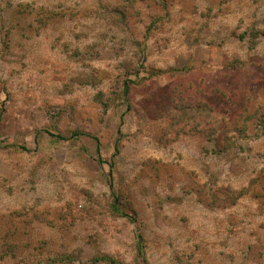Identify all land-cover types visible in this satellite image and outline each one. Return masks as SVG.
<instances>
[{"label":"rangeland","instance_id":"374dc122","mask_svg":"<svg viewBox=\"0 0 264 264\" xmlns=\"http://www.w3.org/2000/svg\"><path fill=\"white\" fill-rule=\"evenodd\" d=\"M255 177L264 0H0V264H264Z\"/></svg>","mask_w":264,"mask_h":264},{"label":"trees","instance_id":"16d2710c","mask_svg":"<svg viewBox=\"0 0 264 264\" xmlns=\"http://www.w3.org/2000/svg\"><path fill=\"white\" fill-rule=\"evenodd\" d=\"M60 139V138H59ZM60 140H63V139H60ZM228 140V139H227ZM257 179L258 178H251V180H250V183H249V186H246L245 188L246 189H243V190H238V191H232L231 189V185H229V184H225V185H223V187H221V190L224 192V193H231V195H233V196H235L236 198H239V197H241L242 195H244L245 194V192L248 190H250V189H252V188H255V187H260V188H262V189H264V183H263V185H259V184H257L256 182H257ZM262 180V179H261ZM256 193V192H255ZM257 195H258V193H256Z\"/></svg>","mask_w":264,"mask_h":264}]
</instances>
